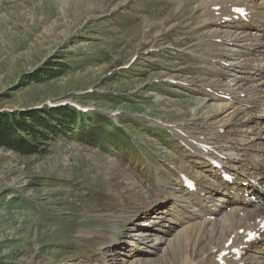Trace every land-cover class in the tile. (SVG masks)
<instances>
[{
    "label": "rangeland",
    "instance_id": "374dc122",
    "mask_svg": "<svg viewBox=\"0 0 264 264\" xmlns=\"http://www.w3.org/2000/svg\"><path fill=\"white\" fill-rule=\"evenodd\" d=\"M201 2L0 0V264H104L107 254L105 264H162L175 251L170 238L178 230L159 229L153 250L137 234L155 231L122 222L133 208L150 216L161 208L136 179L145 180L130 151L114 148L120 144L107 122L152 148L157 177L173 181L163 160L187 159L173 142L146 138L138 124L157 125L153 117L194 134L216 125L218 105L202 106L206 82L181 57L210 42ZM145 193L153 194L151 205ZM112 223L148 255L128 257L124 239L109 238ZM114 235L120 253H111Z\"/></svg>",
    "mask_w": 264,
    "mask_h": 264
},
{
    "label": "bare ground",
    "instance_id": "6f19581e",
    "mask_svg": "<svg viewBox=\"0 0 264 264\" xmlns=\"http://www.w3.org/2000/svg\"><path fill=\"white\" fill-rule=\"evenodd\" d=\"M201 4L199 6L200 10L203 12V15H207L208 18L201 19V23H212L216 24L219 20L222 19V15H224L225 11L222 8L220 10V16H216L213 12V8L217 6H223L225 4H229L230 2H234L240 6H246L247 10L255 7V3L253 0H201ZM172 3H176V0H172ZM208 33L211 37L217 36V29L208 28ZM230 32H227V35ZM211 45V44H210ZM201 102L208 103L206 98H201ZM235 108L229 106L228 104L219 105L216 108L214 122H216L215 126H219L224 128V131L228 130L230 124H233L234 121L239 119L235 114ZM178 110V108H177ZM226 112V113H225ZM107 115H110V111L105 112ZM225 114L228 116L226 117ZM247 114L244 113L243 117ZM174 127L186 128L183 123H179L177 125H173ZM185 130V129H184ZM209 134L205 137L208 139ZM206 140V139H205ZM138 182L145 187L147 184L140 177H136ZM242 181L247 182V185L243 188V190H247L249 192H256V185L254 183H249L247 179L241 178ZM146 184V185H145ZM148 186V185H147ZM148 189H151L148 186ZM150 191H153L152 189ZM145 198L149 201L151 205V197L153 194L145 193ZM143 204V203H142ZM157 205V203H152V206ZM251 201L247 197H240L233 202L231 207V211L222 212L215 220H202L185 223V226L178 227V230L174 236L171 235L170 242L173 246H175V251L168 254V259H164L162 264H175L177 260L182 259L181 264H220L218 261L220 253L222 251H230L228 256L222 257L223 262L227 264H264V245L263 247H259L258 243L255 244L254 241L246 243L244 241L245 233L248 230H255L260 232V238L264 240V231H262L261 224L264 223V203L255 209H250ZM139 207V206H138ZM151 207V206H150ZM138 209V208H137ZM136 208L131 209L127 214H122L121 219L125 225H133L135 224L138 227H144L146 231L154 232L144 234H137L142 240H145L146 243L151 244V248L156 250L160 247L161 242L160 232L170 233L173 232L169 228H171L172 224H170L168 219L176 220L178 219L174 216L169 217L164 210L157 209L155 216H150L149 209L146 207L137 210ZM136 210V211H135ZM148 210V211H147ZM134 214H132V212ZM132 214V215H129ZM153 217V218H152ZM180 221V220H179ZM134 222V223H133ZM144 224H147L146 226ZM155 224H158L157 227L154 228ZM113 228L112 232L109 235L111 238L112 234L119 235L122 239L120 230H114L117 227L120 228L119 225L112 223ZM166 225L169 227L167 228ZM116 227V228H115ZM134 227V225H133ZM124 234V233H123ZM116 235L113 236V243L111 253L116 252L120 253L118 250L117 243L122 241ZM166 240V239H165ZM125 241V239H124ZM109 242V240H108ZM107 244V243H105ZM104 245V244H103ZM244 246L243 250H245V255L241 257L238 256L237 252H232V249L240 248ZM108 245L105 246L107 248ZM262 253V254H261ZM107 254V253H106ZM107 256V257H106ZM105 260L108 262V254L104 256ZM116 258L115 256L113 257ZM263 259L261 262L260 260ZM146 259L145 261H148ZM105 261V263H106ZM115 260L109 261V264H114ZM104 263V264H105ZM180 263V262H179Z\"/></svg>",
    "mask_w": 264,
    "mask_h": 264
},
{
    "label": "trees",
    "instance_id": "16d2710c",
    "mask_svg": "<svg viewBox=\"0 0 264 264\" xmlns=\"http://www.w3.org/2000/svg\"><path fill=\"white\" fill-rule=\"evenodd\" d=\"M69 108L75 110V108H73L72 106L69 107ZM46 110H47V109H46ZM75 111H76V110H75ZM2 115H3V114H0V135L3 134V129H4V127H6V126H4L5 118H4V120H3ZM22 115L24 116V115H26V113L23 112ZM111 122H112L111 120H108L107 124H108L109 126H110L111 124L114 125V124L111 123ZM114 126H115V125H114ZM115 127H116V126H115Z\"/></svg>",
    "mask_w": 264,
    "mask_h": 264
}]
</instances>
